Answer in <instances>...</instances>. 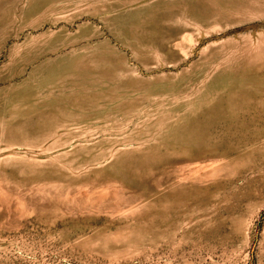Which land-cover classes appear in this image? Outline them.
Segmentation results:
<instances>
[{
  "label": "rangeland",
  "instance_id": "rangeland-1",
  "mask_svg": "<svg viewBox=\"0 0 264 264\" xmlns=\"http://www.w3.org/2000/svg\"><path fill=\"white\" fill-rule=\"evenodd\" d=\"M0 264H264V0H0Z\"/></svg>",
  "mask_w": 264,
  "mask_h": 264
}]
</instances>
